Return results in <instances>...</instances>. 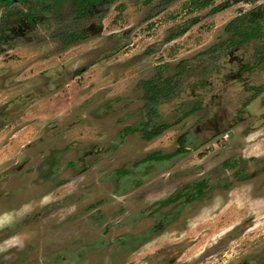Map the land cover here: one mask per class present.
<instances>
[{"label":"rangeland","instance_id":"374dc122","mask_svg":"<svg viewBox=\"0 0 264 264\" xmlns=\"http://www.w3.org/2000/svg\"><path fill=\"white\" fill-rule=\"evenodd\" d=\"M204 1L113 0L86 12L75 0L0 2V264H69L67 251L82 256L91 239L110 258L77 264H264V180L214 178L235 154L264 155V36L226 29L264 0ZM16 11L37 22L5 45ZM149 81L163 88L154 99ZM181 135L185 151L145 159L175 153ZM23 144L59 147L81 165L37 184L34 167L14 165ZM204 176V193L175 198Z\"/></svg>","mask_w":264,"mask_h":264},{"label":"flooded vegetation","instance_id":"af4514ba","mask_svg":"<svg viewBox=\"0 0 264 264\" xmlns=\"http://www.w3.org/2000/svg\"><path fill=\"white\" fill-rule=\"evenodd\" d=\"M30 18V19H29ZM29 18H24L20 15V17L18 19H16L14 21V23H12L11 25L3 28L2 30L5 31V29H8L9 31H5V33H1V35L4 36V41L5 45L11 43L12 39H15L18 36L21 35H25L27 34L28 31H30L32 29V24L33 22H37V18L34 16H30ZM81 69H84L85 67H81ZM155 85V84H154ZM149 85H147L148 87ZM157 86V85H155ZM159 88H162V86H158ZM162 90V89H161ZM147 92V90H146ZM160 93V90H152L150 91L151 96L150 99H154L156 98V94L155 96L153 95V93ZM57 123H55L56 126ZM158 126H163L162 124L160 125H156L153 127H146L145 129H143V136L149 140V138H147L145 136V131L151 130L155 127ZM165 126V125H164ZM167 126H165L163 132L166 130ZM162 132V133H163ZM160 135V134H159ZM156 137V136H154ZM152 137V138H154ZM150 138V139H152ZM180 147H181V142L179 141ZM9 144H4L2 147L6 148ZM34 146H37V144H23V149L24 152L26 153L25 157L23 156L21 160H18L15 162L14 165H19L18 167L22 168H27L31 165V167H34L37 175V184L41 181V182H48V181H53L56 180V178L60 175L61 172V164H64V167H67L69 170L70 168H75V167H80L81 164H79V160H70V161H63L62 157L63 154H61V152L59 151V147H51L49 146L48 149H45V151L41 152V149H37L36 151H32L30 150L31 148H33ZM69 150L71 149H75L74 145H69ZM183 148L185 151L186 147L185 144H183ZM22 149V150H23ZM179 149V148H178ZM44 150V149H43ZM177 151V150H176ZM183 151L180 152H175V153H168L171 154V156L173 154H177V153H181ZM164 155L166 154H155V153H151L150 155H148L145 159H165L168 157H164ZM262 158H258V159H254L253 161H250L249 159H245L242 158L241 155H233L231 159H226L223 160L219 166L215 167V187H221V186H226V184L230 183V182H239V183H244L247 181V184L251 183V181H255L258 178L263 179L264 180V155L261 156ZM20 169V170H21ZM32 169V168H31ZM64 173V172H63ZM62 174V173H61ZM211 184V179L208 176H204L202 179L198 180L196 183L192 184L191 188H193L195 190V192H190L188 193L187 191H184L183 194L184 195H179V197H175V198H184V202L186 200H188L189 197H194L196 196H200L202 193H204V190L206 189V186L208 184ZM223 184V185H222ZM188 186V184L186 185ZM188 188V187H186ZM261 190L263 189L262 185L259 187ZM189 194V196H188ZM188 196V197H186ZM170 199V198H169ZM169 199H167L166 201H168ZM165 201V202H166ZM180 204H184L183 202H180ZM162 225H158V226H154L152 231H155L156 228H158V230H160ZM92 241H90L88 243V241H84V245L81 246L82 248V253L85 255L87 253H89L88 255H92L94 258H102L103 261L104 259L107 260V258L110 256H108L109 254H106V256L102 255V250L105 246H102V241L100 240H96V239H91ZM88 245H87V244ZM90 243H92L93 245H90ZM121 246H123V242L120 241ZM120 246V248H121ZM57 247V246H56ZM74 246H72V248L70 250L67 251V256L62 257L64 258V261H67L69 264H77V262L75 261V258H81L84 257V255H80L81 253L76 252L75 249H73ZM84 251V252H83ZM121 251V250H120ZM261 251V250H260ZM116 252H118L116 250ZM56 256L57 261H59V259L61 258L59 255V251L58 249H56L53 252ZM64 253V252H62ZM118 254V253H117ZM98 256V257H96ZM257 264H262V262ZM252 261H249L248 259H244L242 261L241 264H256Z\"/></svg>","mask_w":264,"mask_h":264},{"label":"trees","instance_id":"16d2710c","mask_svg":"<svg viewBox=\"0 0 264 264\" xmlns=\"http://www.w3.org/2000/svg\"><path fill=\"white\" fill-rule=\"evenodd\" d=\"M14 0H0V2L4 3L5 5L9 6L13 3ZM20 2H29L30 0H18ZM37 1H43V0H37ZM76 1V7L78 10H84L86 12L85 8L86 5H95V3L98 2H111L113 0H75ZM171 1V0H170ZM207 3V1H204ZM82 3H84L82 5ZM215 11L222 10L223 5L219 4L216 5ZM23 13L21 11H16V12H10V15H22ZM226 29L228 31L234 32L238 37H246L247 41L255 40V39H260L264 36V3L257 5L256 7L242 12V14L238 15L234 19H232L228 25L226 26ZM75 34H70V36H74ZM72 39V38H70ZM149 85L147 87V93L152 91V90H160L163 88H159L158 86H155L152 81L148 82ZM150 94V93H149ZM156 93H153L155 96ZM151 96V94L149 95ZM165 126H158L155 127L151 130L145 131V136L147 138H152L154 136H158L161 134L164 130ZM179 141L181 142V147L177 149L176 152L183 151V144H184V135H181L179 137ZM171 156V154H166L164 157Z\"/></svg>","mask_w":264,"mask_h":264}]
</instances>
